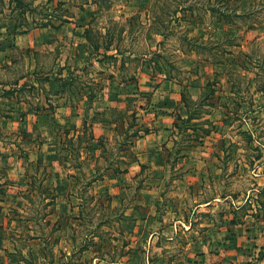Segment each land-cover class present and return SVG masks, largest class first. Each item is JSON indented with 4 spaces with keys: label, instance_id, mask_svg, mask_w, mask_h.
I'll list each match as a JSON object with an SVG mask.
<instances>
[{
    "label": "rangeland",
    "instance_id": "rangeland-1",
    "mask_svg": "<svg viewBox=\"0 0 264 264\" xmlns=\"http://www.w3.org/2000/svg\"><path fill=\"white\" fill-rule=\"evenodd\" d=\"M97 1L0 0V264H264V0Z\"/></svg>",
    "mask_w": 264,
    "mask_h": 264
},
{
    "label": "trees",
    "instance_id": "trees-1",
    "mask_svg": "<svg viewBox=\"0 0 264 264\" xmlns=\"http://www.w3.org/2000/svg\"><path fill=\"white\" fill-rule=\"evenodd\" d=\"M93 1H95V2H98L97 0H93ZM108 8V7H107ZM107 8H104L103 7V5H100V10H102V9H107ZM87 31H89V27H87V30H86V32ZM98 48H99V44H97L95 47H94V49L95 50H98ZM108 56V55H107ZM113 77V76H112ZM16 85H18V82L16 83ZM25 86H26V84L25 83H22L20 86H19V88L21 89V88H25ZM82 126H83V131H84V133H85V131H86V129H85V126H86V122H83V124H82ZM91 127V126H90ZM76 133V130L73 132V134H75ZM77 136V138H79V141H81V136L78 134V135H76ZM90 138L93 140V134H92V132H90ZM101 139V138H100ZM100 139H99V142H100ZM74 141H75V138H74V135L69 139V142H70V144H71V146H73L74 145ZM61 140L59 141V145H61ZM80 143V142H79ZM79 145V144H78ZM73 148H74V146H73ZM74 149H78V147H76V148H74Z\"/></svg>",
    "mask_w": 264,
    "mask_h": 264
},
{
    "label": "crops",
    "instance_id": "crops-1",
    "mask_svg": "<svg viewBox=\"0 0 264 264\" xmlns=\"http://www.w3.org/2000/svg\"><path fill=\"white\" fill-rule=\"evenodd\" d=\"M82 124H83V122L80 124L79 130H81L83 128ZM106 129L108 131H111L112 129H114V127L108 125ZM106 129H104V130H106ZM91 130H92L93 137H94L93 140H92L93 141L92 142V146L93 145H96V147H100L99 139L103 136L104 133H102V130L101 129H97L94 124L92 125ZM260 248H262V250H264V246L262 247V245H261Z\"/></svg>",
    "mask_w": 264,
    "mask_h": 264
}]
</instances>
